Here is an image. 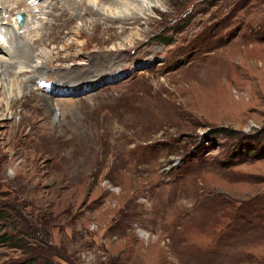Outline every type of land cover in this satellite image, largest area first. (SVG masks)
Segmentation results:
<instances>
[{"label": "rangeland", "instance_id": "374dc122", "mask_svg": "<svg viewBox=\"0 0 264 264\" xmlns=\"http://www.w3.org/2000/svg\"><path fill=\"white\" fill-rule=\"evenodd\" d=\"M72 1L0 6V264H264V0Z\"/></svg>", "mask_w": 264, "mask_h": 264}, {"label": "bare ground", "instance_id": "6f19581e", "mask_svg": "<svg viewBox=\"0 0 264 264\" xmlns=\"http://www.w3.org/2000/svg\"><path fill=\"white\" fill-rule=\"evenodd\" d=\"M11 1H15V6L13 7V9L16 7H19L20 9H22L21 7H22V5L24 6V7H31L32 6V3H29V4H31V6H29V4H28V2L30 1V0H0V6L4 9V10H6L7 12H8V14H7V17H8V15H9V13H10V17H12L13 18V16H14V14H15V16H17V14L18 13H22V14H24L23 13V11H25V10H13V9H11L10 7H9V5H8V7L6 6V4L8 3V2H11ZM20 1V3L19 4H17L18 2ZM51 2H53V5H54V8H51V10L49 11V13H52V11H55V9L57 8V2H56V0H50ZM65 1H68V2H72L74 5H77L79 2L78 1H72V0H65ZM90 1H93V3L94 2H96V0H90ZM81 2H83V0H81ZM108 2H111V1H108ZM84 3V2H83ZM96 4V3H95ZM64 5V4H63ZM132 5V4H131ZM33 6H34V4H33ZM73 6V5H72ZM87 6V5H86ZM12 7V6H11ZM23 7V8H24ZM60 7V6H59ZM76 7V6H75ZM87 7H89V6H87ZM127 7V6H126ZM129 7V6H128ZM127 7V9H128V12H126L127 14L129 13V12H131L132 14V16L130 17V16H128L129 17V19L130 18H133V20L134 19H138V18H140L141 16H142V11H143V8H142V6H141V4L140 3H138L137 2V5L135 6V7H133V8H128ZM91 8H92V6H91ZM93 8H95V7H93ZM124 8V7H123ZM18 9V8H17ZM31 9V8H30ZM32 9H34V8H32ZM90 9V8H89ZM28 10V9H27ZM100 10V9H99ZM30 11V10H29ZM33 11H35V10H33ZM37 11H38V9H37ZM69 11V10H68ZM101 11V10H100ZM27 12V11H26ZM99 12V11H98ZM104 12V11H103ZM110 12V11H109ZM124 12V11H123ZM6 13V12H5ZM30 14V18H28V20L27 19H25L24 20V23L25 24H27L26 25V27H24L25 29H23L24 31L28 28V26H32V23H35V22H37L36 20H38V19H41V18H38L37 16H33L32 14H35V12H32L31 11V13H29ZM28 14V15H29ZM57 14V12H55V15ZM78 14V13H77ZM102 14V13H101ZM116 14V13H115ZM119 14V13H118ZM121 14V13H120ZM74 15V14H73ZM80 15H82V14H80ZM100 15V14H99ZM105 15V14H104ZM109 16H111V17H114V16H112L111 14L109 15ZM117 16V15H116ZM115 16V19H118L117 17ZM100 17V16H99ZM122 18H123V16H121ZM120 17V18H121ZM9 18V17H8ZM8 18H5V20L6 19H8ZM17 18V17H16ZM48 17H46V19H47ZM101 18V17H100ZM109 18V17H108ZM11 18H9V20H10ZM45 19V18H44ZM107 19V18H106ZM114 19V20H115ZM127 20H128V18H126ZM126 19H124L125 21H127ZM14 20V19H13ZM12 20V21H13ZM51 20V19H50ZM53 20V19H52ZM51 20V21H52ZM11 21V20H10ZM16 21V23H17V19L15 20ZM26 21H27V23H26ZM130 21V20H129ZM7 22H8V20H7ZM45 22H46V20H45ZM50 22V21H49ZM132 22V21H131ZM9 23V22H8ZM52 23V22H51ZM127 23V22H126ZM47 24V23H46ZM50 24V23H49ZM138 24V23H137ZM25 26V25H24ZM35 26H37V25H35ZM114 26V25H113ZM122 26V25H121ZM128 26V25H127ZM125 27V26H124ZM129 27V26H128ZM31 29L30 30H28L27 32H23V33H21L20 31V29H16V31L15 30H11L10 32H9V34H10V37H11V40H12V44H13V55L14 54H16V52H17V50L20 48V47H22L21 45H22V43H23V41L25 40L24 39V36L26 37V40H27V42L29 43L30 41H28V39L27 38H29V36H31V34L32 33H34V31H35V29H36V27H30ZM33 28V29H32ZM101 28H102V26H101ZM122 28V27H121ZM22 30V31H23ZM123 30V29H122ZM81 31V30H80ZM113 31V30H112ZM82 33H83V31H81ZM0 33H1V35H0V52H4V53H6L7 51H8V49H9V45L7 44L8 43V40H7V38L5 37V36H3V34H2V31L0 30ZM15 33H16V35H15ZM47 33V32H46ZM18 34V35H17ZM38 34V33H37ZM84 34V33H83ZM116 34V33H115ZM117 35V34H116ZM36 36V35H35ZM37 36H39V35H37ZM30 39V38H29ZM33 39V38H32ZM48 40V39H47ZM31 42L32 43H35V45L37 44V43H40L39 42V40H38V38L37 37H35L34 38V40L32 41L31 40ZM130 42H133L132 41V39L130 40ZM132 44V43H131ZM29 47V46H28ZM23 49V48H22ZM32 50V49H31ZM30 50V51H31ZM20 51V50H19ZM23 51L24 50H22V53H23ZM18 53V52H17ZM21 53V52H20ZM20 53H18V54H20ZM32 53V52H31ZM24 54V56H26V54L25 53H23ZM32 56V55H31ZM28 57V56H27ZM12 61V60H11ZM9 61H7V59L5 60L4 58H2V56L0 57V84H1V87H3V85H4V76H6V74H8V71H10L9 69L10 68H12V64L11 63H8ZM4 64H7V65H4ZM14 64V63H13ZM39 67H37V70H39L38 69ZM41 73V72H40ZM9 75V74H8ZM92 79V78H91ZM59 81V80H58ZM13 84V83H12ZM29 86V85H28ZM66 86V85H65ZM31 87V86H30ZM71 87H65V89H70ZM25 89V88H24ZM23 89V90H24ZM30 90V89H29ZM30 92H33V88L30 90ZM34 95V94H33ZM11 106H13V104L11 105ZM1 108V110L3 109L4 111H5V109L3 108V106H1L0 107Z\"/></svg>", "mask_w": 264, "mask_h": 264}, {"label": "water", "instance_id": "95a60500", "mask_svg": "<svg viewBox=\"0 0 264 264\" xmlns=\"http://www.w3.org/2000/svg\"><path fill=\"white\" fill-rule=\"evenodd\" d=\"M16 17L19 19L18 26L20 28L23 27L25 25L24 20L27 19L26 14L18 13Z\"/></svg>", "mask_w": 264, "mask_h": 264}, {"label": "trees", "instance_id": "16d2710c", "mask_svg": "<svg viewBox=\"0 0 264 264\" xmlns=\"http://www.w3.org/2000/svg\"><path fill=\"white\" fill-rule=\"evenodd\" d=\"M252 147H250V148H247V147H245V148H241L240 149V151H239V153H247V154H249V150L251 149ZM264 148V147H263ZM28 263H30V260H24L23 262H17L16 264H28Z\"/></svg>", "mask_w": 264, "mask_h": 264}]
</instances>
